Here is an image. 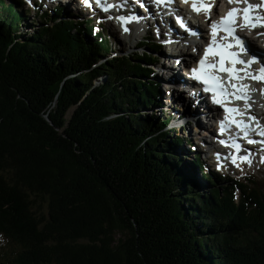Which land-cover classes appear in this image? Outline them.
<instances>
[{"label":"trees","instance_id":"obj_1","mask_svg":"<svg viewBox=\"0 0 264 264\" xmlns=\"http://www.w3.org/2000/svg\"><path fill=\"white\" fill-rule=\"evenodd\" d=\"M29 12L0 0V264H264V189L140 113L162 105V46L112 57L93 20Z\"/></svg>","mask_w":264,"mask_h":264},{"label":"rangeland","instance_id":"obj_2","mask_svg":"<svg viewBox=\"0 0 264 264\" xmlns=\"http://www.w3.org/2000/svg\"><path fill=\"white\" fill-rule=\"evenodd\" d=\"M26 2V8L30 11V17L28 18L27 22H31V20L33 19L34 15H35V11H34V2L30 0H24ZM28 1V2H27ZM73 3L76 4V0H73ZM50 3H47L46 6L42 7L43 11H48L50 9H52V5H49ZM54 7V6H53ZM66 12L68 13V16L65 15L63 16L66 20H75L77 19V12L74 11L71 8H67L66 7ZM50 15V12H49ZM84 18V17H83ZM102 19L100 18H96L95 22L96 24L101 22ZM102 27H99L98 30L105 34L106 36H108L110 38L113 50H114V55L113 56H124L127 54H134L137 51L141 52L142 50H144V48H140V40L141 38L144 36L146 38H149L151 40H156L161 42V38H160V33L158 28L154 27L152 30L148 31V27L146 26L144 27V29L140 30V32L137 33H132L131 35L128 34V31L125 33H119L118 30L119 28L117 26H113L112 24L107 23L108 21L106 20V18L102 21ZM35 25L38 26L37 23H34ZM33 29L32 26L27 27V29L22 28L21 29V35H25V34H32L33 33ZM160 38V39H159ZM166 47V46H165ZM162 52V54H164V56H167L169 54H171L172 52V48L171 47H167V48H162V50H160ZM145 52H149V53H155L156 55H159V52H153V51H148L147 49H145ZM161 56V55H160ZM173 58H167V60H160L158 64H153L150 65V67L155 70L157 67V71H159L158 68L163 67L164 65H167L168 69H172V61ZM159 77H161V75H157ZM182 76V75H181ZM156 79V78H155ZM103 80V79H102ZM157 80V79H156ZM101 80L97 81L96 84L100 83ZM160 88V92H158V100H160L161 104L159 107L157 106V108H152L151 110L148 109V112H140L141 114H148V116L152 115V113H155L156 117H157V122H160L163 118L166 119L167 125L165 128V131H169L170 128H172L173 130L176 131V136L182 137L184 139V141L189 140L187 142H191V141H195V137L194 134L197 131V125L196 127H194V123L192 120H185L181 122V120L179 121V123L176 124V122H178V114H181L183 107H178L176 105V107H174L175 105H172L171 102L168 100L169 99V95H167V93H165L161 87ZM185 95H182L183 98H185ZM188 98V97H187ZM175 99V97L173 98ZM177 99V98H176ZM175 99V100H176ZM190 99V98H189ZM174 101V100H172ZM188 101V100H186ZM194 102V101H193ZM188 104H191L188 101ZM194 104V103H192ZM189 105V109L191 110L193 107V105ZM73 110H70V112L68 113V118H70L71 114H72ZM175 120V123H174ZM195 121H198V119H194ZM197 123V122H196ZM184 125L185 128L184 129H180V125ZM199 124H201L202 126V121L200 123V119H199ZM193 126V127H192ZM172 131V130H171ZM188 143H184L182 145H180V147L177 149V151H175V153L178 154H182L185 161L188 162L190 161L193 157L192 154H194L192 152V150L190 151L189 154V147L187 145ZM184 152V153H183ZM202 160L204 162V158L206 157L205 154L201 155ZM206 169L209 171H213L214 173L219 172L220 175H222L223 177H227L229 180H233V179H241V180H245L248 177L251 179V181H254L257 183V186L261 189H264V164L259 163L258 161L254 160L251 161L250 164L245 163L241 168L237 167H229V166H209L208 163L205 164ZM217 171V172H216ZM200 176H198V179H196L197 183H198V190L200 193H203L205 191L208 190V188L210 187L209 185H207L204 181H201ZM202 184L203 186L201 187L200 184ZM222 188L225 186V184L220 185ZM34 209L38 214H45L47 211V207L45 202H41L39 200H37V202L34 205ZM5 245V240L0 236V247Z\"/></svg>","mask_w":264,"mask_h":264},{"label":"snow or ice","instance_id":"obj_3","mask_svg":"<svg viewBox=\"0 0 264 264\" xmlns=\"http://www.w3.org/2000/svg\"><path fill=\"white\" fill-rule=\"evenodd\" d=\"M99 2V0H98ZM149 3L155 2L156 4H167L171 5L173 0H148ZM183 2L187 3L188 0H183ZM229 2H233V0H229ZM235 2L239 3L240 0H235ZM89 0H85V4H88ZM261 5H251L249 4L246 8L243 10L241 9H230L229 12L226 14L225 18H222V22L220 24H217L216 22H211L210 21V29H211V36L213 37L211 44L209 47L205 48L203 51V57L198 60V63L201 65V72H197L195 68L191 70V75L192 78L197 80V81H202L205 85H208L209 82V77L205 76L202 74L203 67L205 66V57H207L210 53L214 51L217 45V40L215 39L216 34L218 29H222L225 33V37L220 38V45H221V50L215 51V55H218L221 57V61L225 58V55L230 59V63L232 65L240 64L243 65L245 68L250 67V65L254 64L257 62V58L260 60H264V54L258 53L257 50L253 48L251 45L250 41H246L245 38L240 36L237 32V29L240 31H243L245 29L251 30L253 27H264V17H259V16H254L253 14V9L256 7H260ZM113 7L112 5H107V6H102V9L104 11H107L109 8ZM141 7H143V2L141 3ZM191 8L194 12H201L203 11L207 15L210 13L211 5L208 3H205L204 0H192ZM111 18V17H110ZM239 18L242 20L241 24H237L235 21L236 19ZM123 24H127L132 22L133 20H137L139 17L137 16H132V17H125V16H119L117 17ZM177 21L180 25L181 28H183L186 32H188L189 35L192 36H200L202 33L200 32L199 29H196L194 27H189L186 22V18L183 17L181 14L180 17H177ZM127 31L128 29L125 27L124 29ZM258 35H260L258 33ZM187 42V41H186ZM223 49H229L230 51H225ZM193 52H196L197 49L196 47L192 48ZM242 53H247L250 54L251 58L248 60H243L240 59V55ZM179 63V60L177 61ZM260 75H251L249 76L247 73H245L246 78H251L254 80H259L261 82H264V64L261 65V67L258 69ZM233 72H237L236 69H233ZM236 79H239V76L237 75L235 77ZM190 87H195V86H190ZM234 89L239 88L240 94L237 95L236 98L238 99H244L247 100L248 97L244 95V86H237L233 85ZM204 91H212L213 92V99L212 102L216 104H223V101L221 99L216 98V93H217V88H209L205 87L203 89ZM264 91V89H262ZM219 92L221 95L227 96L229 95L227 92H224V90L221 88L219 89ZM203 99V97H201ZM226 112H232L235 113L237 112L236 109H230L226 108ZM252 119H255L254 117ZM235 122V121H233ZM237 127H244L247 128V125H243V123H237ZM224 128L223 125H221V132L223 133ZM260 135L264 136V132L259 133ZM222 144H227V141H220ZM249 143H256L257 141L254 140H249ZM260 143L264 144V141H259ZM235 149L236 152L239 153L241 151V146L238 143H234L232 145ZM217 157L219 158L220 154H216ZM252 153L250 150L246 151L245 154L243 155H236L233 156L232 162L235 164L236 160L239 159L244 162H248L249 164L251 163L250 157ZM261 161L264 162V157H261Z\"/></svg>","mask_w":264,"mask_h":264},{"label":"bare ground","instance_id":"obj_4","mask_svg":"<svg viewBox=\"0 0 264 264\" xmlns=\"http://www.w3.org/2000/svg\"><path fill=\"white\" fill-rule=\"evenodd\" d=\"M250 1H254V0H250ZM255 2H256L255 5H261L259 7L260 10L261 9H264V0H255ZM227 4H228V2L220 3V0L219 1L213 0L212 1V9H211V12L210 13L213 14V15H214V13L216 14V12H217V10H218L219 7L226 8ZM69 8H71V9L74 8L73 1H70L69 2ZM124 10H125V7L121 6V7H119L118 12L120 14H122V16H126V17H132V16L139 17L138 22H137V20H133L132 22L129 23L132 26H130V25L127 26V29H128L127 31H128V34H130V35L132 33L140 32V30L141 29L143 30L144 27H146V26H149L148 27L149 28L148 31L152 30L154 28V26H155L156 28H158L160 34H166V32L167 33L170 32L168 34H171V33H174L176 31V27L173 26V23H172L173 21L170 20L169 17H168L169 15H167V16L160 15V16H158L160 19H157V17L153 16L151 13H149L146 10H141L142 14H140V12H138L136 9H134L133 11H124ZM210 13L208 15H211ZM112 25L115 26L114 24H112ZM253 33L254 34H257V35L259 33L260 36L264 38V31H260V32L255 31ZM195 39H197V42L198 43L200 42V40L198 38H195ZM198 47L199 46H197L196 48H198ZM187 59H194V55H192V52H190L189 55L188 54L186 55V58H184V64L187 63L186 62ZM262 61L264 62V60H262ZM165 69H166V65H164L160 69V71L162 72ZM166 70H168V72L171 71V69L170 70L169 69H166ZM172 70H174L173 67H172ZM161 75H162L161 78H160V81H162V83H161V85H162L161 89L165 93H167V95H169V99L168 100L171 102L172 105H175L174 107H176V105L178 107L179 106L180 107H183V110L181 111L182 113L181 114H178V118L179 117L183 118V120H181V122L184 121V119L185 120H188L189 117H195V115H196L195 114V111L194 110H190L189 109V105H191L192 103H194L192 105L195 108V103H196L195 102V99H196L198 101V107H199L201 105V101L198 100L197 98H193L194 97V94H188V93H186L184 91L180 92L181 90H177V86H171L170 87L171 79L164 78V76H163L164 73H162ZM181 75L184 76L183 73ZM172 78H173V82L174 83H177V84L180 83V80H178L175 75H173ZM262 87L263 86H261V88ZM248 91L249 90H246V92L244 93V95L250 96V94L248 93ZM185 94H186V96H185V98H183L182 95H185ZM189 95H191L193 97H189ZM174 97H175V99L176 98L177 99L176 100L173 99ZM172 100H174V101H172ZM186 100H188L191 104H188V101H186ZM252 107L255 110L256 109L259 110L258 105L256 104L255 101H254V105H252ZM199 108H201V107H199ZM196 109H198V108H196ZM262 112H264V100H263ZM226 115H227L228 118H233L234 117V114L233 113H228ZM179 121L180 120H178V122H176V124L179 123ZM188 122H189V120H188ZM174 123H175V120H174ZM200 123H201V121H200ZM202 124H203V122H202ZM197 127H198V125H197ZM184 128H185V126L181 124L180 125V129H184ZM227 155L230 156L232 160H233V156H236L234 153H230V154H227ZM245 163H248V162H244V161H241V160L237 159L235 164L237 165L238 168H241Z\"/></svg>","mask_w":264,"mask_h":264}]
</instances>
